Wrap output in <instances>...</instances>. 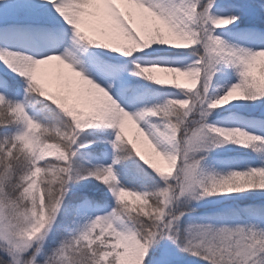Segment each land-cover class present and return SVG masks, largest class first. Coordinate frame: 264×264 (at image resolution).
I'll list each match as a JSON object with an SVG mask.
<instances>
[{
    "label": "snow or ice",
    "instance_id": "obj_1",
    "mask_svg": "<svg viewBox=\"0 0 264 264\" xmlns=\"http://www.w3.org/2000/svg\"><path fill=\"white\" fill-rule=\"evenodd\" d=\"M0 264H264V0H0Z\"/></svg>",
    "mask_w": 264,
    "mask_h": 264
},
{
    "label": "rangeland",
    "instance_id": "obj_2",
    "mask_svg": "<svg viewBox=\"0 0 264 264\" xmlns=\"http://www.w3.org/2000/svg\"><path fill=\"white\" fill-rule=\"evenodd\" d=\"M129 132H133V136H132L131 138H129V137H128V138H129V139H132L133 137H135L138 146L141 147L142 151H144L146 157H147L148 159L152 160L153 162L160 164V163L157 161V160H158V157H155V156L151 153V151H150L148 145L143 141V138L140 137V136H138V135L135 133V130H134V129L129 130V131L127 132V134H129ZM160 165H162V164H160Z\"/></svg>",
    "mask_w": 264,
    "mask_h": 264
},
{
    "label": "bare ground",
    "instance_id": "obj_3",
    "mask_svg": "<svg viewBox=\"0 0 264 264\" xmlns=\"http://www.w3.org/2000/svg\"><path fill=\"white\" fill-rule=\"evenodd\" d=\"M181 79H182V78H181ZM127 136H128L129 138H131V137L133 136V132H129V134H127ZM157 161H158L160 164H163V162L160 161L159 158H158Z\"/></svg>",
    "mask_w": 264,
    "mask_h": 264
}]
</instances>
